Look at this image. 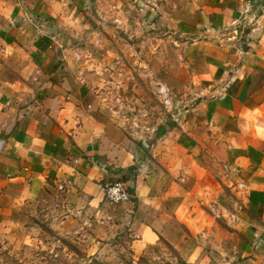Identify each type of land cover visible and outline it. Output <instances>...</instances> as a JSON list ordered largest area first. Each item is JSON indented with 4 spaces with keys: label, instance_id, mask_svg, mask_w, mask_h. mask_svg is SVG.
Returning <instances> with one entry per match:
<instances>
[{
    "label": "crops",
    "instance_id": "crops-1",
    "mask_svg": "<svg viewBox=\"0 0 264 264\" xmlns=\"http://www.w3.org/2000/svg\"><path fill=\"white\" fill-rule=\"evenodd\" d=\"M77 3L0 0V234L21 205L61 187L135 253L164 242L189 264H264V0L183 7L179 36L204 97L148 143L63 63L56 29ZM118 181L131 203L105 200ZM228 185L244 196L234 208ZM209 202L222 221L200 208Z\"/></svg>",
    "mask_w": 264,
    "mask_h": 264
},
{
    "label": "rangeland",
    "instance_id": "rangeland-1",
    "mask_svg": "<svg viewBox=\"0 0 264 264\" xmlns=\"http://www.w3.org/2000/svg\"><path fill=\"white\" fill-rule=\"evenodd\" d=\"M189 3L78 0L59 19L56 46L63 63L73 67L75 81L88 96L141 143L171 131L182 113L204 97L203 84L191 80L178 31ZM37 77L34 82L41 83ZM160 85L169 90L170 107L161 101ZM226 189L234 208L244 196L234 185ZM76 207L61 187L21 205L7 233L0 234V264H189L164 242L135 253L126 236L105 237L107 218L95 220ZM200 208L216 221L224 218L218 203Z\"/></svg>",
    "mask_w": 264,
    "mask_h": 264
},
{
    "label": "built area",
    "instance_id": "built-area-1",
    "mask_svg": "<svg viewBox=\"0 0 264 264\" xmlns=\"http://www.w3.org/2000/svg\"><path fill=\"white\" fill-rule=\"evenodd\" d=\"M158 93L163 105L170 107L172 101L169 90L164 85H160ZM104 197L110 205L129 204L132 202V196L128 193L124 183L120 181L104 186Z\"/></svg>",
    "mask_w": 264,
    "mask_h": 264
},
{
    "label": "trees",
    "instance_id": "trees-1",
    "mask_svg": "<svg viewBox=\"0 0 264 264\" xmlns=\"http://www.w3.org/2000/svg\"><path fill=\"white\" fill-rule=\"evenodd\" d=\"M134 170H135V168H134V167H131V168H128L127 171H128L129 173H132ZM127 191H128L129 194H131V193H130L131 191H130L128 188H127Z\"/></svg>",
    "mask_w": 264,
    "mask_h": 264
}]
</instances>
